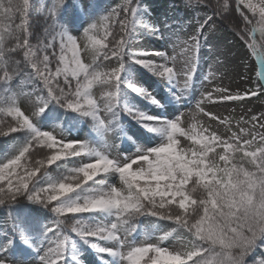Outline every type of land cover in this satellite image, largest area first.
<instances>
[{
  "label": "snow or ice",
  "instance_id": "6c2138e0",
  "mask_svg": "<svg viewBox=\"0 0 264 264\" xmlns=\"http://www.w3.org/2000/svg\"><path fill=\"white\" fill-rule=\"evenodd\" d=\"M182 3L196 27L169 54L137 46L170 29L142 0L99 15L86 0H0V137L18 134L0 152V264H264V111L205 107L264 100V0ZM233 12L257 86L234 93L210 71L196 99L201 42Z\"/></svg>",
  "mask_w": 264,
  "mask_h": 264
},
{
  "label": "rangeland",
  "instance_id": "374dc122",
  "mask_svg": "<svg viewBox=\"0 0 264 264\" xmlns=\"http://www.w3.org/2000/svg\"><path fill=\"white\" fill-rule=\"evenodd\" d=\"M87 3L92 4V0H86ZM122 3V0H112L110 3L104 2V10H95L97 15L103 13L111 7H115ZM151 18L157 24L163 26L167 24L170 29H163L165 32V40H159L156 37L145 36L137 41V46L140 48L148 49L151 51L166 50L169 54H172V47L166 42L169 37L175 39L187 38L192 34L196 27L195 14L189 10H186L183 3L177 1L170 4L168 0H161L159 4L155 5L150 12ZM79 37L82 33H76ZM81 45L83 41L81 40ZM177 54L180 52V48L176 49ZM87 61L90 56L87 53L82 54ZM180 57L178 55L177 67H180ZM257 62L254 57L251 56L249 50L238 37L233 35L232 32L226 31L220 28L218 25L216 29L208 34V39L201 42V48L199 52V67L197 70L196 80V99L200 98V93L208 90L209 85L204 77L211 71L215 73L216 83L229 88L232 92L244 93L248 89H251L256 79ZM145 81L149 86L155 87L156 80L153 77L145 76ZM99 94V92L97 93ZM34 99V98H33ZM241 105L245 107L242 108ZM23 107L28 110L32 107V101H25ZM206 110L212 111L220 115H233L239 118L241 115H245L246 108L250 107L253 112L259 114L264 111V103L256 97H253L246 101H229L222 104H206ZM235 111L232 112V109ZM195 110V100H191L189 104L180 107V111L183 112L185 125L189 121V114ZM207 123V118H203ZM76 135L68 136V139H74ZM79 138L83 139V133H79ZM116 143H119L116 141ZM186 143V142H184ZM118 151V149L116 150ZM113 154H116L114 151ZM87 264H99L95 254H89L84 257Z\"/></svg>",
  "mask_w": 264,
  "mask_h": 264
},
{
  "label": "trees",
  "instance_id": "16d2710c",
  "mask_svg": "<svg viewBox=\"0 0 264 264\" xmlns=\"http://www.w3.org/2000/svg\"><path fill=\"white\" fill-rule=\"evenodd\" d=\"M112 0H92V4L95 6V10H104V2H108L110 3ZM161 0H142V3L147 7L149 13L151 12V9L160 3ZM170 4H173L177 1H180L182 3V0H168ZM31 2L33 3H39V0H31ZM49 3L53 2V0H48ZM68 4H71L73 2V0H67ZM104 12V11H102ZM42 21L41 18L38 17L36 15L35 12H33L30 16V25H31V29L34 33L38 34L42 31V27H41ZM240 24V18L239 16L233 12L232 15L230 16V18L227 21H223L221 23L218 24V26L220 28L225 29L226 31L232 32L234 35H236L237 37L240 38L239 35H237L236 33V27H238ZM257 38H258V34H257ZM241 39V38H240ZM242 40V39H241ZM243 41V40H242ZM33 43H35V40H33ZM244 43V41H243ZM256 85V79L254 80V85L252 88H255ZM259 99V98H258ZM264 103V100L259 99ZM79 133H83V136L85 137L87 135V130L85 128V130L80 131ZM77 132H73L72 135H76ZM18 134H12L8 137H0V152H3L12 142H13V137L16 136ZM62 163V162H61ZM55 167V166H53ZM53 175H55V173H53ZM22 204H27L26 201H22ZM30 207H38V206H32L30 205ZM4 209L2 207H0V217L3 216L4 214ZM259 254V253H257Z\"/></svg>",
  "mask_w": 264,
  "mask_h": 264
}]
</instances>
